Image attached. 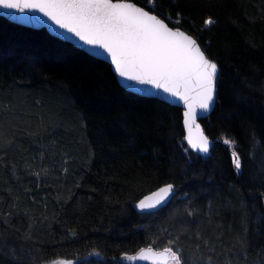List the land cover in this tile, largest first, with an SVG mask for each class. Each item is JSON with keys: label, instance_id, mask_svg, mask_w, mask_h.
<instances>
[{"label": "trees", "instance_id": "16d2710c", "mask_svg": "<svg viewBox=\"0 0 264 264\" xmlns=\"http://www.w3.org/2000/svg\"><path fill=\"white\" fill-rule=\"evenodd\" d=\"M128 1L217 63V105L201 121L217 144L200 156L181 108L129 92L106 62L0 16V264H129L169 241L182 264H264V0ZM168 184L169 204L135 209Z\"/></svg>", "mask_w": 264, "mask_h": 264}, {"label": "snow or ice", "instance_id": "6c2138e0", "mask_svg": "<svg viewBox=\"0 0 264 264\" xmlns=\"http://www.w3.org/2000/svg\"><path fill=\"white\" fill-rule=\"evenodd\" d=\"M148 3L155 8L152 0H146ZM0 8L21 12L34 9L43 13L59 29L90 46V54H106L120 78L151 85L183 101L187 106L184 123L189 130V144L202 153L209 151L208 137L201 132L194 141L191 128L195 124L196 109L208 112L215 103L218 65L205 55L190 35L178 28L173 30L164 20L127 0H0ZM23 19L40 20L35 16ZM204 23L208 26L214 21L209 18ZM58 35L64 36V32ZM195 126L199 129V125ZM223 143L229 146L233 168L240 175L242 164L235 150V141L224 138ZM172 191L173 185L163 186L154 196L141 200L138 207L155 208ZM125 259L151 261L152 264H182L175 241H169L160 251L148 247Z\"/></svg>", "mask_w": 264, "mask_h": 264}, {"label": "water", "instance_id": "95a60500", "mask_svg": "<svg viewBox=\"0 0 264 264\" xmlns=\"http://www.w3.org/2000/svg\"><path fill=\"white\" fill-rule=\"evenodd\" d=\"M127 2H131V3H135L132 1H128ZM136 4V3H135ZM138 7H143L140 6L138 4H136ZM145 8V7H143ZM146 11H149L151 14L156 15L159 19L164 20L165 23L168 24V26L170 28H172L173 30L175 29H179L180 31L185 32L187 35H190L189 33H187L186 31L182 30L179 27H173L171 26L165 19H163L161 16H159L158 14L152 12L151 10L145 8ZM0 16L8 19L9 21L25 26V27H29V28H33V29H46L52 36L59 38L60 40H63L65 42L71 43L74 46H76L77 48L85 51L86 53H88L89 55H91L94 58H97L99 60H102L104 62H106L107 64H109L112 67L113 72L115 73L119 83L121 84V86L123 88H125L126 90H128L129 92H132L134 94L140 95V96H144V97H148V98H157L160 99L168 104H170L171 106H175L178 108H181L184 113L187 111V106L184 104L183 101L179 100L176 97H172L166 93H163L161 90L159 89H155L153 88L151 85H141L138 84L134 81H126L122 78H120L117 73L114 71V66L112 65V63L110 62V60L107 58L106 54L103 56H96L93 54H90V52L88 51L89 47L88 45H85L82 41H79L78 38L73 37L71 33H67L65 32V30L63 29H59L58 26L54 25L53 22L51 20L48 19V17L44 16L43 13L38 12L37 10L34 9H25L23 12L18 11L16 9H3L0 8ZM39 17L40 20L39 21H27L23 18L26 17ZM53 29H56V31H53ZM60 32H64V36H60L58 35V33ZM193 39L196 40L197 44L200 46L201 50L205 53V55L208 57V55L206 54V52L204 51V49L202 48V46L200 45L199 41L192 35H190ZM65 37H70V38H65ZM209 58V57H208ZM210 59V58H209ZM219 77H220V70L218 68V76H217V80H216V93H215V103L210 107V110L208 112H204L203 110L197 108L196 112V120H195V124L192 126L191 128V137L192 139L195 141L198 139L199 135L201 134V132L203 133V135L207 136L205 134L204 128L201 124V121L207 119L210 117V115L213 113V111L216 108L217 105V101H218V81H219ZM131 85V86H129ZM184 120H185V116H184ZM195 125H199V129L195 126ZM184 129H185V138L186 141L188 143V145L190 146V148L195 151L197 154H199L200 156H207L211 153L212 148L217 144V141H213L212 139H210L208 136V140H209V151L207 153H202L200 152L198 149H193L191 147V145L189 144V141L187 139V137L189 136V130L188 128L185 126L184 123ZM160 189V188H159ZM159 189L155 190L154 192L146 195L145 197H143L141 200H145L147 197L149 196H154V193H156ZM175 195V191L173 190L172 193L169 194V196L162 201L159 205H157L155 208H145V209H141L138 207L139 202H137L135 204V209L139 212V213H152V212H156L160 209H162L163 207H165L167 204L170 203V201L172 200V198ZM127 263L130 264V262L127 261ZM132 264H152L151 261H135V262H131Z\"/></svg>", "mask_w": 264, "mask_h": 264}, {"label": "rangeland", "instance_id": "374dc122", "mask_svg": "<svg viewBox=\"0 0 264 264\" xmlns=\"http://www.w3.org/2000/svg\"><path fill=\"white\" fill-rule=\"evenodd\" d=\"M99 254H94V257L95 258H99ZM124 260L127 262L128 260L124 258ZM60 261H63L64 264H78V261H67V260H56V261H53V262H50V263H47V264H54V262H60ZM128 262H132V261H128Z\"/></svg>", "mask_w": 264, "mask_h": 264}, {"label": "flooded vegetation", "instance_id": "af4514ba", "mask_svg": "<svg viewBox=\"0 0 264 264\" xmlns=\"http://www.w3.org/2000/svg\"><path fill=\"white\" fill-rule=\"evenodd\" d=\"M130 264H132V263L130 262ZM135 264H137V263H135Z\"/></svg>", "mask_w": 264, "mask_h": 264}]
</instances>
